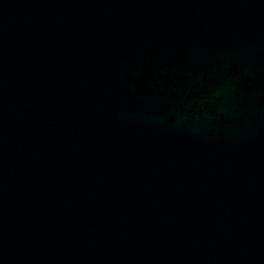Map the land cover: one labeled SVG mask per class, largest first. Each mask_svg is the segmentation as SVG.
Masks as SVG:
<instances>
[{
	"label": "water",
	"instance_id": "water-1",
	"mask_svg": "<svg viewBox=\"0 0 264 264\" xmlns=\"http://www.w3.org/2000/svg\"><path fill=\"white\" fill-rule=\"evenodd\" d=\"M0 264H264V0H0Z\"/></svg>",
	"mask_w": 264,
	"mask_h": 264
}]
</instances>
